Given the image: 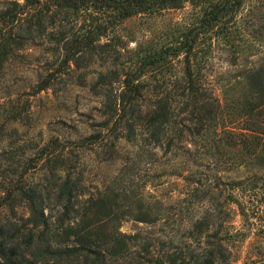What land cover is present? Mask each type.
<instances>
[{"label": "trees", "instance_id": "1", "mask_svg": "<svg viewBox=\"0 0 264 264\" xmlns=\"http://www.w3.org/2000/svg\"><path fill=\"white\" fill-rule=\"evenodd\" d=\"M187 1L199 3L201 14L180 40L132 65L115 62L124 43L116 30L120 23L139 13L183 7ZM38 39L50 45L51 62L34 91L61 81L87 84L108 131L72 140L55 136L30 157L32 162L22 164L0 198V209L19 201L27 215L21 227L0 216V264H236V257L229 259L231 247L244 241L247 232L230 229L233 215L218 202L155 247L150 233L129 234L120 225L125 218L155 222L160 218L157 202L139 190L129 191L120 182L122 172L82 197L78 155L69 145L105 137L115 144L143 134L148 146H185L184 161L192 174L200 159L225 153L231 164L264 168V0H0V68L16 48ZM204 39L210 50L237 66L234 71L227 70V76L208 71L206 49L198 46ZM257 53L263 54L247 64L248 55ZM174 58L180 65L171 82L163 83L165 75L153 82L150 67ZM108 59L110 64L97 70L95 78H87L90 64ZM209 130L216 138L207 140ZM196 141L205 147L202 155ZM35 171L37 179L30 174ZM263 179L254 172L227 182L229 202L236 204L242 223L262 233ZM258 193L261 202L254 198ZM192 194L197 195V188ZM239 264H264V248Z\"/></svg>", "mask_w": 264, "mask_h": 264}, {"label": "rangeland", "instance_id": "2", "mask_svg": "<svg viewBox=\"0 0 264 264\" xmlns=\"http://www.w3.org/2000/svg\"><path fill=\"white\" fill-rule=\"evenodd\" d=\"M200 14L199 3L187 1L183 7L143 12L125 19L116 28L124 43L116 54L115 62L132 65L142 55L176 43L183 37V31L196 23ZM203 41L206 46L204 43L198 46L206 49L204 58H208V71L213 73L217 70L227 76V70H235L237 66H230L224 55L219 57V53L210 50L208 39ZM49 46L38 39L35 44L16 48L0 68V198L17 179L22 164L38 155L39 149L51 138L58 136L61 140H72L98 132L103 136L108 131L99 111L97 96L89 91L87 84L61 81L47 89L34 91L33 86L40 72L50 65ZM262 54L248 55L247 64L255 63ZM104 64H110V59L102 64H90L87 78H95L97 70ZM179 65L180 62L174 58L150 67L148 72H151L153 82L165 75V81L160 79L159 83L169 84ZM209 78H212L211 74ZM207 83L208 86L211 84ZM142 135L138 134L132 140L120 139L115 144L107 143L105 137L100 142L69 145L78 155L76 170L81 180L82 197L103 189L122 172L121 184L126 185L129 191L139 190L150 202H157L160 216L155 222L125 218L120 225L124 232L150 233L157 241L155 247H161L168 235L180 233L192 221L211 211L218 202L233 215L230 229L247 232L244 241L233 243L229 259L236 257L234 263L239 264L246 255L264 248V231L258 232L255 225L248 230L242 223L240 215L235 212L236 204L229 202L231 189L227 184L231 179L244 178L254 172L264 175V168L231 164L225 153L221 158L215 155L210 160L200 159L199 164L192 167V174L184 161L187 153L185 146L179 143L171 150H166L165 145L148 146L144 144ZM205 136L207 140L211 136L216 138L212 130ZM189 138L192 139L191 136ZM186 143L195 145L189 140ZM196 144L200 153L205 151L200 141ZM38 173L30 172L35 179ZM262 182L264 184V179ZM196 188L197 195H193L192 191ZM234 193L240 198L243 194L239 189H235ZM260 193L254 197L258 202H261ZM1 206L0 216L21 227L27 215L23 202L17 201L13 207Z\"/></svg>", "mask_w": 264, "mask_h": 264}]
</instances>
